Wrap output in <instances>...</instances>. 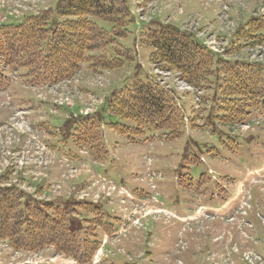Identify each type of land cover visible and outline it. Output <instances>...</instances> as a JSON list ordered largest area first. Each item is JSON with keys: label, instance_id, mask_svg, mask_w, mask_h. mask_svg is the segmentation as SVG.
I'll return each mask as SVG.
<instances>
[{"label": "rangeland", "instance_id": "rangeland-1", "mask_svg": "<svg viewBox=\"0 0 264 264\" xmlns=\"http://www.w3.org/2000/svg\"><path fill=\"white\" fill-rule=\"evenodd\" d=\"M136 1L126 0L129 14L124 17V24L117 28L113 23L94 20L114 40L106 50L100 49L95 55L105 54L107 59L118 61L120 66L117 69L96 71L85 63L81 65L78 78L64 82L66 79L58 84L49 82L37 70L2 67L6 79L0 82V195L6 196L7 191L4 190L15 187L10 197H24L22 202L27 204L18 213L15 210L17 214L11 212L12 217L25 219L24 216L31 215L35 221H42H34L37 236L33 234L32 237L35 241L42 238L45 240L41 248L36 249L35 253L38 254L25 257L24 254L16 253L10 259L12 264H55V258L58 259L60 254L56 252L54 244L49 245L50 239L53 236L52 242H55L56 237L65 245L68 241L74 243L71 235H75L67 227L68 222L73 223L74 227L82 224V240L86 236L99 241L107 234L109 241L106 243V252L109 250L111 253L104 260L99 258L98 264H225V248L235 244L240 250L234 256L236 264H244L242 254L248 255L251 251L264 258V98L253 99V95H248L242 89L249 85L250 92L256 98L263 89V84L256 81L263 78L262 68L256 71L255 68H247L240 73L251 58L248 50H231L226 52L225 57V54L215 55L201 45L197 34L203 31L199 28L207 27L204 40L208 43L224 48L228 37L232 45L231 39L239 36L237 32L244 21L249 22L253 15L262 12L263 5L257 4L264 3V0H228L227 11L220 9L221 2L218 1L185 0L183 4L177 0ZM58 2L0 0V28L2 25L21 23L28 16H40L44 12L53 11ZM137 13L145 21L165 22L180 29L185 36H191L195 44L204 49L199 55L202 58L199 64H205L207 70L204 71L211 77L199 82V77H192L197 83V86H192L180 81L177 72L164 68L163 64L152 63L153 50L146 47L142 40L155 26L145 24ZM222 13H227V16L221 18L220 26L216 19ZM116 31L122 32L124 36ZM233 45L229 48H234ZM192 57L194 55H190L188 60ZM219 57L225 59L221 61ZM227 60L231 63L227 64ZM155 69L161 80L165 81L164 84L174 90L172 94L159 91L166 96L163 97L164 101L167 96L174 100L176 115L172 120L178 127L174 126L172 134L155 130L150 124L141 126V122L118 119L103 112L105 125L119 124L133 134L121 135L112 131L111 127H105L102 131L104 146H100L101 140L100 143L89 142L81 146L80 149L83 148L89 158L88 161L86 159L88 164L76 165L77 169L73 171L62 161L42 151L38 138L58 156L72 160L83 159L84 155L73 140L75 123L68 120H75L74 117H78L82 111L88 120L80 125L78 134L83 136L86 129L89 131L94 125L92 121L99 114L96 109L101 100L105 101L101 105L105 111L114 96L124 95L135 83H155ZM198 71L194 69L192 72L206 74ZM259 71L260 75H257ZM240 77L243 81L237 82L236 78ZM257 97H262V93ZM15 108L28 112L23 118L26 120L17 117ZM94 170L117 187H123L134 197L133 203L142 206H135L134 209L128 199L130 196L120 197L113 187H103L106 184L94 179ZM249 172L252 173L248 175ZM148 173L155 176V190L151 188ZM28 181L32 184H28ZM33 184L38 187L35 188ZM19 185L30 186L27 190L30 194L26 196L21 193ZM241 192L250 194V206H238L239 200L242 201ZM35 200L40 201L39 207ZM46 200L50 204L44 203ZM90 200L98 203L93 204L95 207L103 205L102 211L107 216L108 224L115 228L108 230L106 225L101 224L105 216L99 215L100 208L99 212L97 208L92 215H86L77 211L73 205H88ZM81 205L79 207L86 208V205ZM211 206L217 207L224 219H215L214 216L202 219L197 216L199 220L186 224L196 227H184L180 231L182 240L178 234L181 226H176L175 220L159 213L161 208L178 210L176 212L188 208L194 216L199 211V215L207 217V214L215 213L211 211ZM10 207L14 205L8 201L0 205V213L5 209L9 212L12 210ZM200 207L206 208V212L199 210ZM40 209L43 212H39ZM45 209L51 212L50 216L55 217L53 221L48 218V222L42 220ZM89 210L93 211L91 207ZM234 211L238 214L233 220L230 217ZM248 223L251 226H245ZM20 225L18 223L13 232L18 231ZM171 229L174 231H169ZM40 231L45 235L42 236ZM167 232L169 241L163 244L166 251L160 255L161 258L156 259L153 256H157V240L165 242L164 235ZM75 242L79 244L77 238ZM20 244H17V249L25 247H18ZM66 246L72 247L70 244ZM48 248L50 251L46 250ZM61 259L67 261V254ZM94 261L95 258L84 256L73 262L94 264ZM0 262L6 264L3 255Z\"/></svg>", "mask_w": 264, "mask_h": 264}, {"label": "trees", "instance_id": "trees-1", "mask_svg": "<svg viewBox=\"0 0 264 264\" xmlns=\"http://www.w3.org/2000/svg\"><path fill=\"white\" fill-rule=\"evenodd\" d=\"M128 14L126 0H59L53 11L44 12L40 16L25 17L18 24L2 25L0 28V82L6 79L2 70L3 66L4 68L15 66L20 69L37 70V73L49 82H58L73 77L80 70V64L88 59V55L105 49L114 42L112 37L100 29L94 20L113 23L117 28L124 24V17ZM149 24L154 25L155 28L145 34L142 43L153 50L152 63L163 64L164 68L180 73V77L192 86H197L192 77H199L200 80L197 81L199 82L210 76L204 71L207 70L204 67L205 64H199L202 59L199 55L204 49L199 48L191 36H185L178 28L171 25H164L157 21ZM116 33L124 36L122 32L116 31ZM190 55H194V58L188 60ZM89 60L93 69L114 70L120 66L118 61L107 59L105 54L89 56ZM208 62L212 61L208 60ZM194 69H199L198 73L206 74L193 73ZM229 87L234 93L233 88ZM163 97L165 96L156 90L155 85L136 83L124 95L113 98L112 112L121 119L131 120L134 123L141 122V125L150 124L156 129L172 133L175 131L174 126L178 127V124L172 120V117L176 115L174 101L171 99L169 104L170 99L165 98L166 101H164ZM97 129L98 127L94 124L92 131L87 132L83 137L76 135V143L80 145L86 142H99L101 135L100 130ZM115 129L118 132L121 131L117 127ZM13 190L16 189H5L7 195H0V205L7 201L14 205L10 207L12 210L9 212L5 209L0 213V239L10 241L15 247L19 242H21L18 246L20 248L40 247L45 240L42 238L35 241L34 236L32 237L33 234L37 236L34 217L24 216L23 211L25 219L11 215V212L16 210L18 213L20 208L27 204L22 202L24 197L20 198L19 195L11 198ZM35 204L40 206L37 201ZM39 212L43 210L40 209ZM50 213L45 209L42 218L44 222H48L46 218L49 221L54 220L55 217L50 216ZM38 221L40 220L35 222ZM18 223H21L20 229L13 232ZM66 225L70 231L72 230L75 235L74 239H76L81 226L75 228L71 222ZM43 234L45 235L42 232L41 235L44 236ZM32 240L34 242H31ZM29 243L32 245L30 246ZM61 243L64 252L69 256L78 258L92 255L90 253L92 251L87 248L81 255L78 254L75 249H71L76 248V244L70 241L66 242V245L70 244L71 248H67L63 241ZM61 243L56 238L55 242L51 241L49 244L59 247Z\"/></svg>", "mask_w": 264, "mask_h": 264}, {"label": "crops", "instance_id": "crops-1", "mask_svg": "<svg viewBox=\"0 0 264 264\" xmlns=\"http://www.w3.org/2000/svg\"><path fill=\"white\" fill-rule=\"evenodd\" d=\"M191 1V0H190ZM177 2L179 3V4H183V2L184 1H180V0H177ZM169 231H174L173 229H171V230H169ZM168 231V232H169ZM168 232H167V234L166 235H164V239H165V242H163V241H160V240H157V245L158 246H161V247H158V246H155V250L157 251V256H153V257H155L156 259H158V258H161L160 257V255H163V252H165L166 250H165V248H164V243H166V242H168L169 241V235H168ZM199 244H200V242H199ZM137 246V245H136ZM218 245H216V247H217ZM230 248V247H229ZM228 247L227 248H225L226 249V251H227V249H229ZM46 250H49L50 251V248H48V249H46ZM51 250H53V249H51ZM160 250H162V251H160ZM54 254H55V252H54ZM151 255H153V253H151ZM57 256V255H56ZM62 258V256L60 255V257L58 256V259L57 258H55L56 259V262H55V264H76L75 262H73V261H71L70 259H68L67 261H64L63 259H61ZM149 258V257H148ZM9 259H10V255H8V254H4L3 255V260H5L6 261V264H7V262H9ZM196 260V259H195ZM0 264H1V262H0Z\"/></svg>", "mask_w": 264, "mask_h": 264}, {"label": "built area", "instance_id": "built-area-1", "mask_svg": "<svg viewBox=\"0 0 264 264\" xmlns=\"http://www.w3.org/2000/svg\"><path fill=\"white\" fill-rule=\"evenodd\" d=\"M259 57H260L261 59H263V55H262V54H259L258 58H259Z\"/></svg>", "mask_w": 264, "mask_h": 264}]
</instances>
